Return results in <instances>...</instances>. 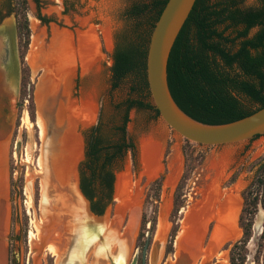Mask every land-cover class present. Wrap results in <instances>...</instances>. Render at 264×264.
<instances>
[{"label":"rangeland","instance_id":"1","mask_svg":"<svg viewBox=\"0 0 264 264\" xmlns=\"http://www.w3.org/2000/svg\"><path fill=\"white\" fill-rule=\"evenodd\" d=\"M135 1L26 0L25 14L31 32L29 47L24 55L25 63L21 54L23 51L21 44L24 40L21 41L17 28L18 52L24 67L23 92L20 99L22 105L17 107V98L8 95L6 104L8 112L4 114L0 109V131L8 132L5 140L7 179L5 193L8 198L6 199L8 232L5 238L7 264H13L11 260L15 255L16 264L52 263V257L46 246L39 249V245H33L31 241L32 235L36 234V222L41 224V211L43 208L46 209V201L41 203V182L44 176L38 166L39 158L44 157L49 147L53 150L57 148L56 142L61 143L63 135H68L71 131L70 134L77 138L79 145L78 156L75 157L74 165L71 167L73 173L70 182L73 185L72 182L76 179L74 171L76 172L84 159V133L97 124L101 109L104 110V118L109 128H113L119 121L117 105L129 97L140 98L138 90L132 92V87L135 86L132 78H127L114 88L111 72L117 36L134 25V20L127 18L125 11ZM238 1L245 7L256 4V0ZM3 14L7 15V10H4ZM41 17L46 18L47 22L41 20ZM19 18L23 19V16L20 15ZM141 29H147L144 19ZM81 34L88 37L93 44V56L89 65L83 67L79 52L72 53L73 55H60L62 59H66V56L72 60V69L64 75L61 93L57 92L59 96L56 97H61L65 87H68L67 80H71L70 91L61 97L60 101L55 97V103L49 107L58 109L60 114L61 106L67 111L73 105L81 107L82 102L86 101L90 108L94 109L95 115L91 122L85 124L81 119H77L75 128L67 126V121L70 122V119L66 115V119H61L63 122L59 123L62 130L57 135L54 132L50 133L51 127L47 115L45 121L49 132L43 140L38 126L37 95L45 80L47 81V76L52 72L50 60L54 57V45L58 44L60 35L67 36L66 39L70 40L73 50L80 44L78 39ZM33 52H36L35 59L33 55L31 58ZM25 66L29 67V72L25 71ZM53 101L52 99L51 102ZM245 103L251 106L249 102ZM49 113L53 114L51 110ZM129 119L127 133L136 145V155L134 157L132 152L128 151L116 160L113 202L107 206L103 215L105 237L108 231L114 230V235L122 240L128 229L129 211L133 203L137 207V216L133 228L128 232L131 235L127 245L128 250L124 255V264H133L137 255L136 264H142L141 255L145 242L153 232L145 261V264L151 263L160 224L164 226V240L158 245L160 250L158 264L172 263L175 260L176 241L182 232L183 223L190 218L196 219L197 215L199 218L198 213H200L205 225L202 227L203 236L199 249L201 250L209 242H218V247H213L208 264H230V245L240 240L243 235L238 223L243 207L242 192L254 177L257 168L253 165L254 162L264 157V136L254 141L221 146L199 145L189 141L194 155L199 158L203 156L204 159L200 165L194 163L193 170L187 172L185 163L187 141L168 126L161 116H157L149 109L134 108L129 113ZM184 173H186L183 187L185 206L179 212V228L174 239L173 252L168 253V243L174 225L171 218L174 194ZM162 174H165V178L159 199H156L151 184ZM235 174H238L237 179L231 183ZM147 197H149L148 201ZM144 215L146 219L143 226ZM263 230L264 211L260 209L255 218L253 237L248 244L249 254L245 264H256L255 256ZM108 242H110L108 245L117 247L118 243ZM199 259L198 255L191 264H197ZM53 263L57 264L56 261ZM105 264L109 262L105 261Z\"/></svg>","mask_w":264,"mask_h":264},{"label":"trees","instance_id":"2","mask_svg":"<svg viewBox=\"0 0 264 264\" xmlns=\"http://www.w3.org/2000/svg\"><path fill=\"white\" fill-rule=\"evenodd\" d=\"M38 2V0H36ZM148 1V2H146ZM168 0H136L125 11L134 25L117 36L111 67L113 87L132 78L140 98L129 97L117 105L118 124L109 128L103 108L95 126L85 131L84 159L78 166L79 187L89 200L96 215H104L113 202L116 160L128 151L136 155V145L127 133L129 113L132 109H149L157 116L158 110L151 101L147 80V53L152 31ZM14 14L23 44L22 61L30 43V28L26 0H0V13ZM20 15L23 19H20ZM143 19L147 29L142 30ZM47 22L46 18H42ZM256 30L254 33H252ZM29 72V67L25 66ZM168 84L179 108L192 119L209 125H220L247 117L264 107V0H256L245 7L238 0H197L182 27L168 61ZM147 100V101H146ZM249 102L251 106H247ZM257 135L249 141H254ZM185 148L186 170L194 163L200 165L203 156H195L190 142ZM254 177L243 190V207L239 227L240 240L230 246V264H245L248 244L253 237L255 218L264 211V157L253 164ZM235 174L231 183L237 179ZM165 174L151 184L154 196L159 199ZM182 176L174 194L171 218L174 221L168 243L173 252L177 235L179 212L185 206ZM149 197H147L148 201ZM146 216H143V226ZM155 230V221L153 226ZM153 232L150 235V242ZM146 243V242H145ZM256 264H264V230L260 236ZM15 262L14 264H16Z\"/></svg>","mask_w":264,"mask_h":264},{"label":"bare ground","instance_id":"3","mask_svg":"<svg viewBox=\"0 0 264 264\" xmlns=\"http://www.w3.org/2000/svg\"><path fill=\"white\" fill-rule=\"evenodd\" d=\"M60 36L58 38L59 41H57L58 44L54 45L55 46L54 49L55 52L53 51L54 57H51L50 60V63H52L51 65L52 72L47 76V81L45 80L42 88L39 89L37 95L38 103H39L38 126L41 130V137L43 140L46 138V134L49 131L47 127V123L45 121V117L47 115L49 117L48 124L49 127L51 128L53 126L55 127L56 125H59L60 122H63L62 120L66 119V115L70 119V122L67 121V126L68 127L71 126V128L76 127L78 123L77 121L79 119H81V121L84 124L91 122V120L95 115L94 109L90 108L88 102L86 101L82 102L83 104L81 107L79 106L76 107L73 105L72 108L70 109L68 108L67 111L66 108H62L61 106L60 114L58 112V109L55 110L54 108L49 107L55 103V99L57 98L56 96H59L57 92L61 93V87L63 86L64 75L68 74L69 71L72 69L71 68L72 60H69L68 59L69 57L66 56H65L66 59H62L60 55L61 54L73 55L72 53L79 52L78 55L80 57L82 66L85 67L86 65H89V61L91 60L94 52L93 44L90 43L88 37L82 36V34L78 39L80 44H78L76 48L74 46L75 49L73 50H72L73 45L69 43L70 40L66 39L68 37L63 35ZM68 52L69 54H67ZM35 53L36 52H33L31 54V58L32 55L34 59L36 58ZM34 61L35 60H33V62ZM84 69L86 70L87 68ZM67 81H69V84H67L68 87H65V89L62 92L63 94H61L62 95L61 97H63L64 95L67 94V92L70 91L71 80H67ZM61 97H58L59 99L57 98V100L60 101ZM52 99L54 100L53 102H51ZM50 110L53 112V114L49 113ZM7 133L5 130L0 131V264H7L6 243H5V238L8 232L7 231L8 213L6 209V199L8 198H6V193H5L6 192L5 186L7 180L6 167H5L6 166L5 140L8 136ZM70 133L71 131L69 132L68 135L63 133L64 135L61 143L56 142L57 148H54L53 150L52 147H49L50 149L46 153L47 155L44 154V157H40L38 160V166L39 169L41 170L40 173H42V175L44 176V179L43 180L41 179L42 203L44 202V198L47 196L50 202V206H48L47 215L46 214L44 215L42 212L41 224L38 223L39 224L38 225L36 222V228H35L36 234L32 235L33 244H39L40 242L41 244L49 245L50 251L58 258V261L59 260L63 261L65 258L64 253L66 249L64 246L68 238L67 233L71 231V225L73 224V219L76 215L77 209L78 211L80 210V203H78L80 202V199L77 195L78 193L75 192L74 187L73 185H71L70 182L72 180V173H73L71 167L74 165L75 157L77 158L78 156L79 145L77 142V138ZM129 212H130V221L128 224V229L122 236L123 237L122 240H120L122 243L119 241L120 243L119 245H126L129 244L130 242L131 234H129L128 232L130 231V229L133 228L137 216V207L133 203L130 206ZM84 214L86 215V212L82 213V215ZM198 214H199V218H197L198 217L197 215L196 219L190 218L183 223L182 232L179 235V244L177 248L178 250L176 252V255L174 256L175 260L172 263L169 262L168 264H191L198 255L200 256V259L198 260L197 264L209 263V259L213 247L216 248L218 247L219 244L218 242L217 243L209 242L207 245H204L201 248V250L199 249L202 243V236H203L202 227H204L205 221H203L202 215H200V213ZM64 217L68 219L69 224H67L66 228L61 231L60 228L62 227L61 224L63 223ZM191 221L194 223H192ZM113 229H115V227H113ZM163 230H164V226L160 224L158 228L157 239L155 241L154 249L152 252L153 256L151 255L153 258L152 264L155 258V254L156 257H158L160 253L158 245H160V243L161 244L163 243L164 240ZM113 252L114 253L117 252V247L113 248ZM88 261L90 262V264H105L104 260L97 259L95 256L91 257V255L90 257H88Z\"/></svg>","mask_w":264,"mask_h":264},{"label":"water","instance_id":"4","mask_svg":"<svg viewBox=\"0 0 264 264\" xmlns=\"http://www.w3.org/2000/svg\"><path fill=\"white\" fill-rule=\"evenodd\" d=\"M196 1L168 0L152 31L147 53V80L151 101L164 122L190 142L206 146H221L249 141L257 135L264 134V107L234 122L209 125L198 122L185 114L171 94L167 72L170 53ZM5 28L8 31V38L4 40L0 37V44H17V21L14 14L6 19ZM1 95H3L2 87H0ZM51 129L50 133L53 134L54 130ZM59 129H57V133L62 130ZM54 134L57 135L55 132ZM74 173L76 179L72 184L75 192L84 200L83 212H86L87 219L102 225L104 216L93 213L89 200L80 190L78 168ZM178 244L179 239L176 241L177 248ZM149 245L150 242L147 240L143 248L144 263ZM154 260L153 264H158L159 257L156 258L155 255ZM136 262L135 258L133 264ZM150 264H152V260Z\"/></svg>","mask_w":264,"mask_h":264},{"label":"flooded vegetation","instance_id":"5","mask_svg":"<svg viewBox=\"0 0 264 264\" xmlns=\"http://www.w3.org/2000/svg\"><path fill=\"white\" fill-rule=\"evenodd\" d=\"M9 16L10 15L4 16L2 12L0 13V37H2L4 40L8 38V31L5 28V21ZM19 54L20 52H18L17 44H0V87H2L3 90V95L0 96V107H2L1 112L4 114L8 112V106H6L8 103V95H12L17 98V107L22 105L20 99L23 92L24 67L21 63ZM56 126V129H54V126L52 128L57 134V129L60 128V125ZM77 195L80 199L81 211H78L77 209L76 215L73 219V224L71 225V231L67 233L68 238L64 246L66 249L64 253V260L58 261V258L50 251L49 245L47 244H41L39 242L38 248L41 249L42 247L46 246L52 257L51 264H54V261H56L57 264H90L88 261V257H90V255L91 257L95 256L97 259H102L107 263L109 262V264H124V255L128 250V244L119 245V241L121 239L114 235V230L108 231V234L105 237L103 225L90 221L87 219L85 214L82 215L83 207L81 205L83 204L81 203H83L84 200L81 196H79V194ZM44 201H46V209L43 208L41 213L43 212L44 215H47V209L48 206H50L47 196L44 198ZM67 224H69L68 219L64 217L63 223L61 224L62 227L60 228L61 231L66 228ZM31 241H33V239ZM108 241L118 243L116 253L113 252V248L115 246L112 247L111 244L108 245V243H110ZM136 258L138 259V255ZM11 262L13 264L17 262L16 255L13 256ZM141 262L142 264H145L143 260V251L141 255Z\"/></svg>","mask_w":264,"mask_h":264}]
</instances>
